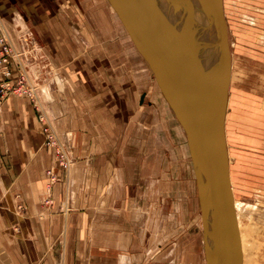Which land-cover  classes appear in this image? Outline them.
Instances as JSON below:
<instances>
[{
  "label": "crops",
  "instance_id": "0c3cea01",
  "mask_svg": "<svg viewBox=\"0 0 264 264\" xmlns=\"http://www.w3.org/2000/svg\"><path fill=\"white\" fill-rule=\"evenodd\" d=\"M109 8L95 0H0V37L23 56L73 158L64 179L31 102L3 103L0 264H140L137 151L144 134L166 136L171 127L179 134L132 40L111 28ZM10 63L16 82L22 69ZM48 171L57 175L52 184Z\"/></svg>",
  "mask_w": 264,
  "mask_h": 264
},
{
  "label": "rangeland",
  "instance_id": "374dc122",
  "mask_svg": "<svg viewBox=\"0 0 264 264\" xmlns=\"http://www.w3.org/2000/svg\"><path fill=\"white\" fill-rule=\"evenodd\" d=\"M223 2L233 67L227 134L231 175L243 219L244 264H264V0ZM95 3L96 6H110L108 14L111 16L113 13L115 18L111 23L114 33H126L129 37L109 1L95 0ZM0 39L11 49L10 60L22 69L16 82L12 81V75L8 79L3 78L0 109L10 96L27 98L31 102L48 137L46 146L51 149L63 178L67 179L70 173L67 165L69 161L73 163V158L45 112L40 86L28 77L23 56L14 51L8 37L4 35ZM0 45L2 55L3 46ZM143 64H146L144 60ZM146 66L147 73H150L148 87L151 90L155 87L163 97L150 68ZM22 75L25 78L23 84L19 82ZM163 100L170 109L164 97ZM170 111L179 135L172 127L166 136L162 131L153 134V139L144 134L142 150L137 151L141 154L144 180L132 203L136 209L141 207L143 210V214L137 216L140 225L136 227L139 237H142L140 264H206L198 185L187 137ZM48 174L52 184L57 175L52 171ZM68 203L70 205L67 199L65 204L68 206Z\"/></svg>",
  "mask_w": 264,
  "mask_h": 264
},
{
  "label": "water",
  "instance_id": "95a60500",
  "mask_svg": "<svg viewBox=\"0 0 264 264\" xmlns=\"http://www.w3.org/2000/svg\"><path fill=\"white\" fill-rule=\"evenodd\" d=\"M108 1L186 134L206 264H243L226 145L232 54L223 0Z\"/></svg>",
  "mask_w": 264,
  "mask_h": 264
},
{
  "label": "built area",
  "instance_id": "2783aa9c",
  "mask_svg": "<svg viewBox=\"0 0 264 264\" xmlns=\"http://www.w3.org/2000/svg\"><path fill=\"white\" fill-rule=\"evenodd\" d=\"M3 39H0V43L3 46V54L0 55V85H3V78L4 79H8L10 78V76L12 75V67H11V63H10V50L5 44H3ZM23 80H25L24 76L22 75V79L21 82L23 84ZM7 85H10L9 82H7ZM73 164L72 161H69L67 167H69V170L71 171ZM56 179V178H55ZM54 178L52 180H55Z\"/></svg>",
  "mask_w": 264,
  "mask_h": 264
},
{
  "label": "bare ground",
  "instance_id": "6f19581e",
  "mask_svg": "<svg viewBox=\"0 0 264 264\" xmlns=\"http://www.w3.org/2000/svg\"><path fill=\"white\" fill-rule=\"evenodd\" d=\"M110 3V2H109ZM111 5V4H110ZM112 7V6H111ZM113 11L116 13V16L119 18L117 12L115 11V9L112 7ZM200 18V22H202V19L201 17ZM119 20L121 21V19L119 18ZM122 23V22H121ZM123 25V23H122ZM124 27V25H123ZM125 28V27H124ZM126 29V28H125ZM127 31V30H126ZM233 82V67H232V73H231V83L230 85L232 84ZM230 92V90H229ZM229 101V99H228ZM227 111H228V108H227ZM227 118H228V113L226 115V133H227ZM227 137L228 135H226V145H227ZM228 146H229V143L227 145V150H228ZM228 158H229V151H228ZM229 160V159H228ZM73 164V163H72ZM229 175H230V183H231V188H232V192H233V197H234V204H235V208H236V214H237V222H238V229H239V234H240V240H241V245H242V252H243V264H244V246H243V231H242V225H243V219L241 217V204L236 200V193H235V189H234V185L233 183V180H232V176L230 174V160H229Z\"/></svg>",
  "mask_w": 264,
  "mask_h": 264
}]
</instances>
